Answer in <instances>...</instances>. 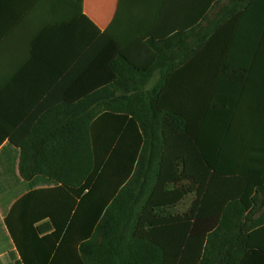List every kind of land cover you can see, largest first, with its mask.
Masks as SVG:
<instances>
[{
    "label": "trees",
    "instance_id": "1",
    "mask_svg": "<svg viewBox=\"0 0 264 264\" xmlns=\"http://www.w3.org/2000/svg\"><path fill=\"white\" fill-rule=\"evenodd\" d=\"M200 21L117 39L82 15L33 40L0 88V148L57 184L5 217L16 264H264L247 245L264 226V0Z\"/></svg>",
    "mask_w": 264,
    "mask_h": 264
},
{
    "label": "crops",
    "instance_id": "2",
    "mask_svg": "<svg viewBox=\"0 0 264 264\" xmlns=\"http://www.w3.org/2000/svg\"><path fill=\"white\" fill-rule=\"evenodd\" d=\"M214 1L37 0L11 27L12 21L16 18V12L21 10L22 6L19 7V0H0V88L6 87L29 61L31 43L47 26L69 22L74 17L85 15L101 31L108 30L117 39L140 40L145 35L161 37L169 30L190 28L201 22V18L210 10ZM5 144L3 148H0L1 166L6 165V169L15 176H19L23 191L10 200H6L0 194L3 197L0 204V264H16L20 256L5 223V217L13 203L24 194L35 189L53 187L57 183L40 174L30 180H24L19 172L20 149L5 147ZM36 153L34 149L28 150V156L32 157ZM31 165L30 167L34 168L33 171L38 170L37 165L32 163ZM188 200H190L189 206L192 197H188L180 206L185 205ZM179 207L178 211H184L179 210ZM247 245L249 249L259 250L264 254V226L249 233Z\"/></svg>",
    "mask_w": 264,
    "mask_h": 264
},
{
    "label": "rangeland",
    "instance_id": "3",
    "mask_svg": "<svg viewBox=\"0 0 264 264\" xmlns=\"http://www.w3.org/2000/svg\"><path fill=\"white\" fill-rule=\"evenodd\" d=\"M0 162V194L6 199L10 200L13 197H15L19 192L23 191L20 183L22 180L19 178V176H15L12 174L8 169L5 168L6 165L1 166ZM21 188V189H20ZM0 195V204L3 197ZM5 195V196H4ZM190 200L187 201L185 205H182L179 207V210H185L188 207ZM2 228H4V225L1 224ZM5 230V229H2Z\"/></svg>",
    "mask_w": 264,
    "mask_h": 264
}]
</instances>
